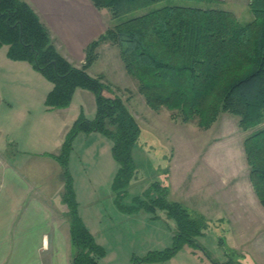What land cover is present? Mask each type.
I'll list each match as a JSON object with an SVG mask.
<instances>
[{
	"label": "rangeland",
	"instance_id": "rangeland-1",
	"mask_svg": "<svg viewBox=\"0 0 264 264\" xmlns=\"http://www.w3.org/2000/svg\"><path fill=\"white\" fill-rule=\"evenodd\" d=\"M74 1L84 5L90 0ZM249 1L161 0L120 16H113L109 8L93 7L97 11L95 21L105 28L167 4L226 8L244 23L254 17ZM70 12L77 25L90 23L86 8ZM7 49V44L0 47V145L4 146L0 154L10 156L19 150L18 158L24 159L29 157L24 154L29 150L59 153L66 135L81 115L95 118L96 94L79 87L68 106L46 109L45 98L52 82L30 62L8 57ZM98 51L99 57L88 72L104 76V81L110 84L104 93L119 95L141 126L133 148L137 172L122 198L123 204H132L137 195L145 197L144 191L154 182L168 186L170 199L177 200L178 195H183L185 202H189L182 186L186 180L192 182L195 196L201 198L197 207L189 205L191 213L203 215L207 221L203 233L195 237L197 244L184 242L170 258L138 264H264V207L249 180L243 144L252 129H242L239 117L228 112L221 113L211 127L203 129L196 120L183 122L173 118L166 107L154 110L139 91L137 80L125 70L118 45L105 42ZM71 58L77 64L79 58L73 54ZM262 126L264 121L257 127ZM211 147H215V153L207 155ZM208 157L209 160H204ZM49 161L52 166L36 172L47 177L51 173L52 193L56 179L59 209L65 213L62 164L52 157L36 154L26 160V165ZM118 166L112 154V140L102 132L81 130L73 137L69 173L79 214L108 252L101 264H133L134 257L171 247L176 240L175 220L165 212L159 211V217L153 218L145 210L132 212L119 207L112 187ZM170 183L172 188L177 184L182 187L172 192ZM65 215L70 221L69 210V217Z\"/></svg>",
	"mask_w": 264,
	"mask_h": 264
},
{
	"label": "trees",
	"instance_id": "trees-1",
	"mask_svg": "<svg viewBox=\"0 0 264 264\" xmlns=\"http://www.w3.org/2000/svg\"><path fill=\"white\" fill-rule=\"evenodd\" d=\"M90 1L120 16L161 0ZM249 6L254 17L244 23L232 10L214 6L167 4L142 12L108 26L89 41L84 61L77 66L58 50L50 28L28 1L0 0V47L7 44L8 57L30 62L52 82L46 109L68 106L79 87L96 94L95 118L81 115L61 151L47 153L64 167L63 200L76 246L74 264H100V258L107 254L79 214L69 173L72 140L81 130H98L112 140V154L119 165L112 187L119 207L132 212L145 210L153 218L163 211L175 220L174 245L134 257L133 264L170 258L184 242L197 244L195 237L207 224L203 215H193L180 201L170 199L168 186L158 182L144 191L146 198L137 195L132 204H123L137 172L133 148L141 126L119 95L104 93L110 88L104 76L88 72L105 42L118 45L125 70L137 80L139 91L154 110L166 107L173 118L196 120L203 129L228 112L239 117L242 129H252L244 138V151L250 182L264 207V126L257 127L264 121V0H250Z\"/></svg>",
	"mask_w": 264,
	"mask_h": 264
},
{
	"label": "crops",
	"instance_id": "crops-1",
	"mask_svg": "<svg viewBox=\"0 0 264 264\" xmlns=\"http://www.w3.org/2000/svg\"><path fill=\"white\" fill-rule=\"evenodd\" d=\"M26 1L38 11L50 28L58 50L71 62L72 54L79 58L77 64L73 62L75 65L84 60V49L89 41L105 30L103 24L99 25L95 21L94 12L97 11L91 1L84 5L74 0ZM80 8L88 10V25H77L73 19L70 11ZM4 145L7 147V144ZM214 149L215 147L209 148L206 154L215 153ZM31 151L24 152L29 155L24 159L18 158L19 150L12 152L10 156L0 154V264H74L76 246L72 239L71 223L65 215H68V206L66 204L64 207L65 213L59 209L56 179L55 191L52 193L51 173L47 177L44 173L36 172L48 169L52 166L51 162L33 163L28 167L26 165V160L36 154L51 158L47 153L53 152ZM183 183L190 200L185 202L183 195H178L177 201L191 211L189 205L197 207L201 198L199 195L195 196L192 182L185 180ZM182 186L177 184L172 188L170 183V191L175 192ZM194 199H198V202ZM197 211L203 212L199 208ZM107 255L108 252L100 258V264Z\"/></svg>",
	"mask_w": 264,
	"mask_h": 264
}]
</instances>
